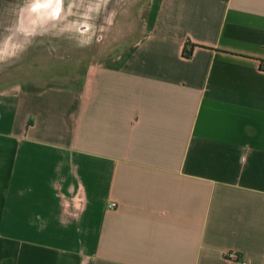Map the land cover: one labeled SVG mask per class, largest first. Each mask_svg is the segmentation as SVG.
I'll use <instances>...</instances> for the list:
<instances>
[{
  "label": "crops",
  "instance_id": "1",
  "mask_svg": "<svg viewBox=\"0 0 264 264\" xmlns=\"http://www.w3.org/2000/svg\"><path fill=\"white\" fill-rule=\"evenodd\" d=\"M136 11L76 85L0 89V264H264V0Z\"/></svg>",
  "mask_w": 264,
  "mask_h": 264
},
{
  "label": "rangeland",
  "instance_id": "2",
  "mask_svg": "<svg viewBox=\"0 0 264 264\" xmlns=\"http://www.w3.org/2000/svg\"><path fill=\"white\" fill-rule=\"evenodd\" d=\"M141 1L0 0V89L76 85L89 62L140 35Z\"/></svg>",
  "mask_w": 264,
  "mask_h": 264
},
{
  "label": "built area",
  "instance_id": "3",
  "mask_svg": "<svg viewBox=\"0 0 264 264\" xmlns=\"http://www.w3.org/2000/svg\"><path fill=\"white\" fill-rule=\"evenodd\" d=\"M262 66L264 67V63L262 64ZM115 205L116 204L113 201L107 202V208H109V209L114 208ZM224 257L229 259V260L236 262L237 264H253V263L246 262L242 259H239L236 251L233 249L225 250Z\"/></svg>",
  "mask_w": 264,
  "mask_h": 264
},
{
  "label": "trees",
  "instance_id": "4",
  "mask_svg": "<svg viewBox=\"0 0 264 264\" xmlns=\"http://www.w3.org/2000/svg\"><path fill=\"white\" fill-rule=\"evenodd\" d=\"M193 45L194 44L192 42L185 41L184 46H183V50H182L183 55L188 56L191 52Z\"/></svg>",
  "mask_w": 264,
  "mask_h": 264
},
{
  "label": "clouds",
  "instance_id": "5",
  "mask_svg": "<svg viewBox=\"0 0 264 264\" xmlns=\"http://www.w3.org/2000/svg\"><path fill=\"white\" fill-rule=\"evenodd\" d=\"M57 10H59V3H58V8H57ZM15 47V46H14ZM3 54V52L2 51H0V55H2Z\"/></svg>",
  "mask_w": 264,
  "mask_h": 264
},
{
  "label": "bare ground",
  "instance_id": "6",
  "mask_svg": "<svg viewBox=\"0 0 264 264\" xmlns=\"http://www.w3.org/2000/svg\"><path fill=\"white\" fill-rule=\"evenodd\" d=\"M61 15V14H60Z\"/></svg>",
  "mask_w": 264,
  "mask_h": 264
}]
</instances>
